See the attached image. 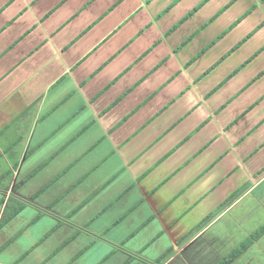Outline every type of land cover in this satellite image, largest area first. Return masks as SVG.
<instances>
[{
	"label": "crops",
	"instance_id": "crops-1",
	"mask_svg": "<svg viewBox=\"0 0 264 264\" xmlns=\"http://www.w3.org/2000/svg\"><path fill=\"white\" fill-rule=\"evenodd\" d=\"M263 226L264 0H0V264H217Z\"/></svg>",
	"mask_w": 264,
	"mask_h": 264
},
{
	"label": "trees",
	"instance_id": "trees-1",
	"mask_svg": "<svg viewBox=\"0 0 264 264\" xmlns=\"http://www.w3.org/2000/svg\"><path fill=\"white\" fill-rule=\"evenodd\" d=\"M264 235V226L259 229L251 239L246 240L240 246L231 251L223 260L217 264H233L245 251H247L253 244V240H257ZM165 257L157 261L156 264H162Z\"/></svg>",
	"mask_w": 264,
	"mask_h": 264
},
{
	"label": "rangeland",
	"instance_id": "rangeland-1",
	"mask_svg": "<svg viewBox=\"0 0 264 264\" xmlns=\"http://www.w3.org/2000/svg\"><path fill=\"white\" fill-rule=\"evenodd\" d=\"M232 242H235V241L232 240ZM234 244L235 243H232V244L228 245L227 247L222 248L221 254L222 255L224 254V256L225 255L227 256L231 252L232 248H235L236 245H234ZM177 249L179 250V247H177ZM251 256H252L251 253L250 254H247L246 256H244L243 258H240L239 260H237L233 264H246V261H248L247 259H249ZM188 264H191V263L188 261ZM204 264H206V263H204ZM249 264H264V262H259L258 263V262H256L253 259V262L252 263H249Z\"/></svg>",
	"mask_w": 264,
	"mask_h": 264
}]
</instances>
